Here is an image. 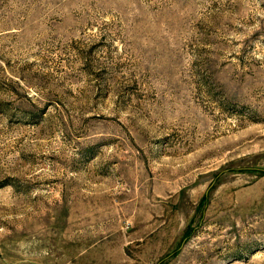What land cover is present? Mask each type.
<instances>
[{"label":"rangeland","instance_id":"1","mask_svg":"<svg viewBox=\"0 0 264 264\" xmlns=\"http://www.w3.org/2000/svg\"><path fill=\"white\" fill-rule=\"evenodd\" d=\"M0 264H264V0H0Z\"/></svg>","mask_w":264,"mask_h":264}]
</instances>
